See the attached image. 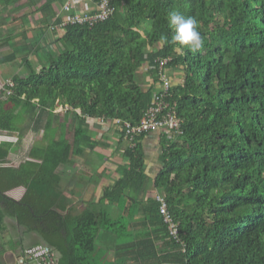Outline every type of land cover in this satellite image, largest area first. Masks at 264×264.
<instances>
[{
    "label": "trees",
    "instance_id": "1",
    "mask_svg": "<svg viewBox=\"0 0 264 264\" xmlns=\"http://www.w3.org/2000/svg\"><path fill=\"white\" fill-rule=\"evenodd\" d=\"M64 2L0 0V9L24 10V23L39 17V34L22 32V42L0 58V66L20 60L23 69L11 77L12 94L0 96V134L17 137L0 142V231L10 215L42 236L58 253L57 264H85L68 226L83 230L84 217L97 214L115 235L120 217L111 211L128 199L133 212L124 229L134 234L117 246L118 264H264V0H110L112 16L91 27L63 26L55 4ZM171 10L197 20L201 49L171 43ZM59 29L58 38H47ZM144 65L151 81L139 73ZM175 70L181 80L170 82L164 101L180 133L160 135L155 177L146 172L140 144L149 132L130 142L128 165L102 202L73 215L60 188L61 167L108 147L91 131L96 120L139 124L164 93L162 77ZM28 132L42 135L32 148L41 163L4 166ZM20 186L26 192L19 203L4 194ZM151 188L165 196L179 242L169 236Z\"/></svg>",
    "mask_w": 264,
    "mask_h": 264
},
{
    "label": "crops",
    "instance_id": "2",
    "mask_svg": "<svg viewBox=\"0 0 264 264\" xmlns=\"http://www.w3.org/2000/svg\"><path fill=\"white\" fill-rule=\"evenodd\" d=\"M14 42L18 43L14 38L12 19L3 15L0 23V58L12 52ZM106 125H102L96 120L93 122L91 131L94 134H103L107 138L108 147L106 149L97 148L92 153L86 152L82 157L72 159L61 167L59 172L60 188L64 197L70 202L73 215L84 212L90 203L102 202L105 190L113 186L120 178V168L128 165L124 153L131 145L130 142L125 138L122 139L115 128ZM161 134V131L151 132L140 141L145 154L146 172L151 178L155 177L160 167L158 157ZM4 138L6 137L0 134L1 142L4 141ZM12 139L16 140L12 137L9 141H15ZM36 146L39 145L30 148L27 145L25 149L20 146L14 149L8 156V163L4 166L17 168L25 161L41 163L42 153L32 150ZM67 154L66 152L65 156ZM25 192V187L20 186L4 194L11 201L19 202ZM151 193L156 194V188H151L148 194ZM117 207H119L118 210ZM117 207L114 206L111 211L112 216L120 217V224L115 235H108L99 225L97 214L84 217L83 230H78L77 226H68L74 240L75 255L78 258H85V264H118L115 256L117 246L132 240L134 230L133 232L129 229L125 230L124 227L133 212V204L126 199L123 205L120 204ZM136 232L138 233L139 230ZM38 244H45L42 236L34 231H29L16 218L10 215L4 217L3 229L0 231V264H17V259L23 250ZM54 256L58 259V253L55 251Z\"/></svg>",
    "mask_w": 264,
    "mask_h": 264
},
{
    "label": "built area",
    "instance_id": "3",
    "mask_svg": "<svg viewBox=\"0 0 264 264\" xmlns=\"http://www.w3.org/2000/svg\"><path fill=\"white\" fill-rule=\"evenodd\" d=\"M114 12L110 0H65L61 6L59 13H64L63 23L88 25L89 27L105 21ZM166 60L161 62V66ZM163 89L164 93L156 95L153 105L144 113L141 121L137 125H132L130 122L114 119L112 122H104L103 119H98L102 125L115 128L129 142H134L136 137L149 132L161 131L172 135L180 133V120L173 108L165 101L164 96L170 85L169 79L164 76ZM14 83L11 79L0 84V96L7 97L12 94ZM156 200L159 202V214L167 226L169 236L179 242L178 224L174 221L172 214L168 209L165 196L160 193L155 194ZM17 264H57V259L51 247L45 244H38L23 250L17 259Z\"/></svg>",
    "mask_w": 264,
    "mask_h": 264
},
{
    "label": "rangeland",
    "instance_id": "4",
    "mask_svg": "<svg viewBox=\"0 0 264 264\" xmlns=\"http://www.w3.org/2000/svg\"><path fill=\"white\" fill-rule=\"evenodd\" d=\"M55 8L57 9L58 13L61 11V5L60 4H55ZM1 13H3V15H6V17L11 18L12 19V30L14 33V38L16 40V42H22V32L25 31V34L27 35L28 38H33L36 35L39 34V29H38V25H37V20H38V15H33L30 16L28 18V21L26 23L23 22L22 20V16L24 14V10L21 11H15V12H10L9 9L5 10L3 9V7H1ZM6 13V14H5ZM58 34L53 35L51 34V32L47 31V38L49 40H54L56 38H58V36H60V34H62V30H58L57 32ZM41 57H43V55H45V53H41L40 54ZM30 59L36 64L39 59L38 57H34L31 56ZM38 59V60H37ZM38 63H42V61H39ZM147 65H144L140 70L139 73L140 75H143L146 80L151 81L150 77L147 76L146 71H147ZM23 72L22 69V64L21 61L18 60L14 65H6V66H2L0 69V84L4 83L6 80L11 79V77L16 74V73H20ZM167 76H169V81L171 83L174 82H179L181 80L182 77V73L179 70H175L173 72H166ZM144 78V79H145ZM62 109L59 108L58 112H61ZM5 136V135H3ZM6 138H4V141H9L10 138L12 137H8L5 136ZM14 138H17L16 136H14ZM42 135L41 133L38 135H35L32 132H28V134L23 138L22 143L20 146H22L21 148H24L28 145V147L30 148L31 146L34 145H39L42 142ZM15 140V139H12Z\"/></svg>",
    "mask_w": 264,
    "mask_h": 264
},
{
    "label": "clouds",
    "instance_id": "5",
    "mask_svg": "<svg viewBox=\"0 0 264 264\" xmlns=\"http://www.w3.org/2000/svg\"><path fill=\"white\" fill-rule=\"evenodd\" d=\"M169 27L172 29L171 43L197 51L203 47L204 41L198 31L197 20L192 16H185L177 10L167 13ZM166 36L161 37V43H168ZM179 50V48H178Z\"/></svg>",
    "mask_w": 264,
    "mask_h": 264
},
{
    "label": "water",
    "instance_id": "6",
    "mask_svg": "<svg viewBox=\"0 0 264 264\" xmlns=\"http://www.w3.org/2000/svg\"><path fill=\"white\" fill-rule=\"evenodd\" d=\"M1 142V141H0ZM0 194H2V192L0 191ZM14 202H16V203H19L18 201H14Z\"/></svg>",
    "mask_w": 264,
    "mask_h": 264
}]
</instances>
